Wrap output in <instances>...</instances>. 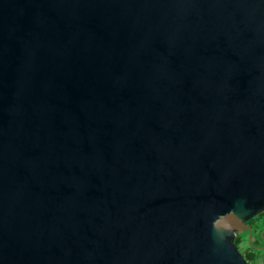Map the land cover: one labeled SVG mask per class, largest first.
Instances as JSON below:
<instances>
[{"label":"water","instance_id":"1","mask_svg":"<svg viewBox=\"0 0 264 264\" xmlns=\"http://www.w3.org/2000/svg\"><path fill=\"white\" fill-rule=\"evenodd\" d=\"M263 210L264 0H0V264H248Z\"/></svg>","mask_w":264,"mask_h":264},{"label":"rangeland","instance_id":"2","mask_svg":"<svg viewBox=\"0 0 264 264\" xmlns=\"http://www.w3.org/2000/svg\"><path fill=\"white\" fill-rule=\"evenodd\" d=\"M262 246H264V220L256 224V227L250 236L246 232L243 233L241 244L239 245V251L247 252L249 250L254 255L259 251L257 248ZM244 254L248 264H253V260H251L250 257H247L246 253Z\"/></svg>","mask_w":264,"mask_h":264},{"label":"flooded vegetation","instance_id":"3","mask_svg":"<svg viewBox=\"0 0 264 264\" xmlns=\"http://www.w3.org/2000/svg\"><path fill=\"white\" fill-rule=\"evenodd\" d=\"M264 220V210L260 213H258L257 215H255L254 217L248 219L245 221L246 224H249L252 228V232L254 230V228L256 227V224L258 222H262ZM248 233V230H245L243 233ZM239 236H236V244H237V248L239 249V245L241 244V241L239 240ZM249 251V250H248ZM245 253V252H243Z\"/></svg>","mask_w":264,"mask_h":264},{"label":"crops","instance_id":"4","mask_svg":"<svg viewBox=\"0 0 264 264\" xmlns=\"http://www.w3.org/2000/svg\"><path fill=\"white\" fill-rule=\"evenodd\" d=\"M253 264H264V255H261V257L257 259V261H255V258L253 257Z\"/></svg>","mask_w":264,"mask_h":264},{"label":"trees","instance_id":"5","mask_svg":"<svg viewBox=\"0 0 264 264\" xmlns=\"http://www.w3.org/2000/svg\"><path fill=\"white\" fill-rule=\"evenodd\" d=\"M242 235H243V233L242 234H240V236H239V240L241 241V239H242ZM243 253V252H242ZM246 253V256L247 257H250L251 258V260H253V257H254V255L252 254V252L251 251H247V252H245ZM243 256H245V254L243 253Z\"/></svg>","mask_w":264,"mask_h":264}]
</instances>
